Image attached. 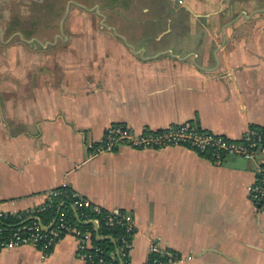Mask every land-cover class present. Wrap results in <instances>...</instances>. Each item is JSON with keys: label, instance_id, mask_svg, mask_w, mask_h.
Here are the masks:
<instances>
[{"label": "crops", "instance_id": "obj_1", "mask_svg": "<svg viewBox=\"0 0 264 264\" xmlns=\"http://www.w3.org/2000/svg\"><path fill=\"white\" fill-rule=\"evenodd\" d=\"M57 1L0 0V210L35 211L66 186L133 215L132 264H149L153 244L177 264H264L253 162L218 163L185 147L89 146L116 123L137 131L192 123L237 141L264 129V0ZM42 15L61 18L53 43L23 27ZM58 212L67 214L66 202ZM0 264L85 262L66 235L48 257L37 245L8 247Z\"/></svg>", "mask_w": 264, "mask_h": 264}, {"label": "built area", "instance_id": "obj_2", "mask_svg": "<svg viewBox=\"0 0 264 264\" xmlns=\"http://www.w3.org/2000/svg\"><path fill=\"white\" fill-rule=\"evenodd\" d=\"M93 149L92 154L103 152H113L120 147L128 146L133 149H165L170 147H185L196 151L199 154H209L211 160L220 162L226 155H238L254 163L257 177L249 188V198L255 209L264 212V163L258 161L259 157L264 155V134L256 130H250L240 141L229 139L223 135L203 129L196 124L181 123L172 124L160 130L143 129L137 131L134 128L124 124L116 123L111 125L103 139L98 145H89ZM56 191L49 193L50 199ZM73 197L79 196L80 199L75 201V206L82 208L89 206V201L83 199L82 196L74 192ZM48 207V203L35 211L28 213L42 212ZM96 210L100 208L96 207ZM111 213V212H110ZM4 213L0 210V219L7 218L8 215H19ZM120 216L118 220L110 219V224H118L122 227L123 233L118 237L120 245L117 248V254L112 252L110 260L107 262L103 258V249L100 246H94L93 233L89 230L83 231L78 225L65 222L67 214L60 213L59 225L56 229L51 227L46 230L38 221L30 226L12 230L8 236H4V232L8 231V227L0 226V252L8 247H21L25 245H37L39 241H43L39 245V249L43 257H48L54 249L56 243L66 235L74 236L79 244V256L85 264H114L117 256L124 264H132L130 261V253L132 250L133 236L136 232L133 215L130 213H112ZM90 219H85L89 221ZM97 228L100 227L99 220H95ZM27 230L31 232L30 236H23L21 231ZM5 238V240H4ZM168 249H161L157 244L151 246V253L167 252ZM180 257L173 253L168 254V260L163 264H177ZM152 261V258L150 262ZM153 264H162L157 260H153Z\"/></svg>", "mask_w": 264, "mask_h": 264}, {"label": "trees", "instance_id": "obj_3", "mask_svg": "<svg viewBox=\"0 0 264 264\" xmlns=\"http://www.w3.org/2000/svg\"><path fill=\"white\" fill-rule=\"evenodd\" d=\"M253 130H256L258 132H261L264 134V129L261 128H253ZM201 155H207V154H201ZM208 158H210V155H207ZM211 159V158H210ZM56 191L51 201L48 203V207L42 211V212H33V213H22L19 215H8L7 218H1L0 219V226H6L8 227V231L4 232V236H8L9 232L12 230H18L19 228L28 227L32 225L35 220V217H38L40 219V222L43 226L48 227L51 223H53V228L56 229L59 225V206L61 202H66V211H67V217L65 218V222L70 224H76L78 227L83 231H91L93 233V244L94 246H100L103 249V258L105 261L110 260V254L118 248L120 245L118 237L123 233V229L120 225L114 223L110 224L109 220L112 218L114 221L118 220L120 216H116L112 213H110L107 210H104L100 208V210H96V206L89 203V206H84L82 208H78L75 206V201L80 199L79 196L73 197L72 194L75 192L70 187H59L54 189ZM85 199L84 197H82ZM87 200V199H86ZM75 207L77 210V217H75L72 207ZM95 219L99 220L100 227L98 230H94V225L92 223H86L85 219ZM23 236H30L31 232L27 230L21 231ZM96 234L99 236H111L113 239H115V245L112 244L109 240H100L97 238ZM2 238H0V244H1ZM5 240V238H4ZM43 241L38 242V246L42 244ZM173 253L172 250L168 249L167 252H158L152 254V261L149 264H153V260H157L159 262L165 263L168 260V254ZM176 255V254H175ZM178 256V255H177ZM179 257V256H178ZM114 264H120L117 260Z\"/></svg>", "mask_w": 264, "mask_h": 264}, {"label": "rangeland", "instance_id": "obj_4", "mask_svg": "<svg viewBox=\"0 0 264 264\" xmlns=\"http://www.w3.org/2000/svg\"><path fill=\"white\" fill-rule=\"evenodd\" d=\"M65 4L66 2L64 0H58L56 6H54L56 8H61ZM60 19L61 18L59 16H33L30 17V24L24 23L23 27L25 28V30H29L28 34H31V36L39 37L44 43L47 41L53 42L55 40L56 35L59 33L58 24ZM43 24H45V26ZM133 33L135 34L136 32ZM133 33L126 32V34L131 37H133ZM69 34L71 33L68 31V37ZM139 34L140 33H136V36L133 38H137ZM89 37H92L90 33L79 34V39L90 40ZM17 42H21V40L17 38Z\"/></svg>", "mask_w": 264, "mask_h": 264}, {"label": "water", "instance_id": "obj_5", "mask_svg": "<svg viewBox=\"0 0 264 264\" xmlns=\"http://www.w3.org/2000/svg\"><path fill=\"white\" fill-rule=\"evenodd\" d=\"M83 8H86L85 6L83 7ZM65 18L66 17H64V19H63V22H64V20H65ZM116 34L117 35H119L117 32H116ZM21 37H22V35L21 34H19ZM63 35H64V31H63V23H62V31H61V34L59 35V38H62L63 37ZM126 43H127V40H126V38L124 37V36H122V35H119ZM23 38V37H22ZM23 40L25 41V42H27V43H32V42H37V43H43L41 40H39V39H37V38H35V39H32V40H27V39H25V38H23ZM48 43H53V42H48ZM35 220H37L38 222H40V219L38 218V217H35ZM93 223V222H92ZM41 224V223H40ZM94 224V223H93ZM42 225V224H41ZM51 227H45V229L46 230H49ZM113 239V238H112Z\"/></svg>", "mask_w": 264, "mask_h": 264}]
</instances>
